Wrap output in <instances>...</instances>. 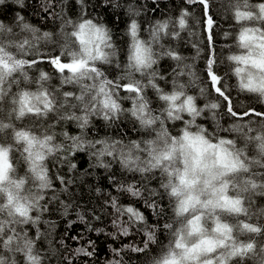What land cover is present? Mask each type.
<instances>
[{
  "label": "clouds",
  "instance_id": "clouds-1",
  "mask_svg": "<svg viewBox=\"0 0 264 264\" xmlns=\"http://www.w3.org/2000/svg\"><path fill=\"white\" fill-rule=\"evenodd\" d=\"M16 3L23 6V0H16ZM225 3L230 5L227 14L236 26L234 33H224L226 38L234 36L227 46L231 50L224 59L235 90L256 98L264 106V0L258 3L225 0ZM208 4L211 8L212 0H208ZM222 11L225 13V9ZM192 17V13L182 8L175 17L176 31L172 33H169V20H157L150 42L140 37L139 23L131 19L123 65L119 63V49L108 24L83 17L63 21L64 31L59 34L60 58H66L62 64L71 65V68L55 70V78L59 81L55 89L50 87L53 73L44 68L36 69L35 61L28 59L31 55H39L43 50L41 45L51 42L54 34L41 30L19 14L18 29L0 20V136L10 141L0 143V214L6 216L0 218L3 240L0 247L12 251L15 245V251L23 254L26 264H41V257L34 254V244L25 238L26 234L5 237V230L15 233L13 224L31 221L35 226L40 220V215L32 213L34 210L41 212L40 202L46 199L43 193L53 187L47 165L50 158L67 151L72 155L87 152L89 157L96 158L101 168L111 169L102 160L109 157L117 159L121 170L129 174L159 172L166 177L160 187L171 201V219L163 225L168 238L158 245L159 229L145 231L146 243L136 250L139 253L147 251L144 264H231L236 258L264 264V244L258 247L255 240L245 243L234 236L237 230L258 236L264 232V227L243 220L231 223L224 219L225 216L247 215L245 194L264 195V120L234 122L230 126L229 130L243 143L237 138L213 136L208 126L198 124L197 120L206 111L215 119L221 100L209 96L203 104H198L206 88L195 63L188 62L175 50L162 53L154 50L153 45L159 44L162 36L170 35L174 41L178 40L186 29L189 30ZM163 59L176 66L168 90L157 83L165 79L158 70ZM114 65L121 68L119 80L123 85L114 83L108 74V69ZM33 71L36 72L34 80ZM144 77L147 79H142ZM21 81L34 83V87L21 86ZM63 86H72L75 91H64ZM119 87L128 93L127 109L122 104L125 97L120 96ZM148 89L155 92L162 105L158 111L146 96ZM57 91L60 96L56 95ZM50 115L57 117V122H72L78 133L57 132L53 124L49 134L39 135L31 127H17L26 119L43 122ZM125 118L133 120L147 135L137 140H124L87 134L96 119L114 128ZM166 121H182L179 134L173 135ZM61 134L62 139L58 141L57 136ZM14 151L23 153L27 177L18 175L17 165L13 163ZM140 152L146 154L144 158ZM76 167V163L71 164L72 169ZM28 177L35 182L40 194H24ZM126 190L133 198L142 196V190L136 189L134 183L128 184ZM111 207L121 212L115 198ZM129 208L133 207H126L124 212L129 213ZM132 217L140 221L138 216ZM78 219L84 222L85 217L79 215ZM114 223L122 235H129L127 226L119 228V221ZM96 231L98 234L103 229ZM149 244L157 248L155 253ZM77 251L91 255L84 248ZM0 264H3L2 258Z\"/></svg>",
  "mask_w": 264,
  "mask_h": 264
},
{
  "label": "trees",
  "instance_id": "trees-1",
  "mask_svg": "<svg viewBox=\"0 0 264 264\" xmlns=\"http://www.w3.org/2000/svg\"><path fill=\"white\" fill-rule=\"evenodd\" d=\"M258 2L262 0H253V3ZM228 7L230 5H227L225 0H212L211 8L208 0L203 2L192 0V3H189V0H23L22 7L16 3V0H4V3L0 4V20L18 29L19 14L41 30H49L54 34L51 42L41 45L43 50L39 55H31L28 59L35 61L36 69L44 68L53 73L50 87L55 89L59 81L55 78L57 67L52 60L60 58L59 34L64 31L63 21L66 23L67 20L75 21L83 17L108 24L119 49V63L123 65L130 40L127 28L131 19L135 18L138 21L140 37L150 42L151 33L157 27V20H169V33H172L176 31L175 17L182 8L186 9L193 14L189 20V30L186 29L176 41L170 35L162 36L160 43L153 45L154 50L158 53L175 50L184 55L188 62L195 63L197 73L206 88L203 98L197 103L203 104L209 96L221 100V108L216 111L215 119L206 111L198 118L197 123L206 124L213 136L237 138L239 143H243L229 130L230 126L234 122L264 120L257 112L264 114V106H261L256 98L237 92L228 71L224 57L231 50L227 46L232 43L234 36L226 38L224 33L236 31V26L227 14ZM222 8L225 9V13ZM209 60L214 62L213 73L219 77V82L216 84H213L208 74ZM60 62H66V58H60ZM159 67L158 70L165 79L157 80V83L168 90L170 82L174 79L176 66L168 59H163ZM120 71L121 68L114 65L108 69V74L114 83L123 85L124 82L119 80ZM31 75L34 80L36 72L33 71ZM184 79L186 81V78ZM21 86L34 87V83L25 84L21 81ZM216 88H220L227 99H224ZM63 90L75 91L72 86H63ZM118 90L125 97L122 104L127 109L128 93L123 87H119ZM193 91L197 90L193 89ZM56 95L60 96V92L57 91ZM146 96L151 99L154 110L158 111L159 107H162L153 90L148 89ZM184 118L187 119L186 116ZM51 124L55 125L57 132L68 131L70 134H76L79 131L72 122L67 120L57 122V117L53 115L43 122L29 118L17 124V127H31V130L39 135L49 134ZM166 126L173 135H177L183 123L166 121ZM87 134L89 137L114 136L124 140H137L147 135L141 132L135 122L129 118L121 119L114 128H108L102 121L96 119L94 125L87 130ZM61 139L62 134L57 136L58 141ZM6 142H10L9 138L0 136V143ZM141 146L144 147L143 142ZM251 154L249 151V155ZM139 155L144 158L146 154L140 152ZM102 160L111 166L110 170L99 167L96 158L89 157L87 152H77L72 155L71 151H67L50 158L47 165L53 187L43 193L46 199L40 202L41 212L37 213L34 210L32 213L33 216L40 215V220L35 226L31 221L28 224H13L15 233L6 229L5 237L9 234L19 236L26 234L25 238L34 244V254L41 257V264H110L111 261H116V264H144L147 251L139 253L135 249L143 248L146 243L145 231L159 229L158 245L166 242L168 238L167 230L163 225L170 222L171 201L160 187L166 177L159 172L129 174L126 170H121L117 159L104 157ZM13 163L17 165L18 175L28 176L22 152H13ZM72 163L77 164L75 169L71 168ZM131 183L135 184L136 189L142 190L141 197L133 198L127 192V185ZM24 194H40V190L30 177ZM113 198L121 212L131 206L144 216V220L137 221L126 212L121 215V212L111 207ZM245 206L248 209L246 216H225L224 219L231 223L243 220L264 227V195L252 197L251 193L245 194ZM79 215L85 217L84 222L78 219ZM0 218H6L5 214H0ZM115 221H119V228L125 226L129 228L127 237L121 234ZM97 229L103 231L97 234ZM236 235L241 242L255 240L258 247L264 244V232L257 236L237 230ZM2 243L3 240L0 238V245ZM15 247L14 245L12 251L0 247L3 264H13L14 261L15 264H26L23 254L15 251ZM149 247L153 253L157 251V248L151 244ZM79 248H84L91 255L79 253L77 251ZM231 264H253V262L248 258H244L243 261L236 258Z\"/></svg>",
  "mask_w": 264,
  "mask_h": 264
},
{
  "label": "snow or ice",
  "instance_id": "snow-or-ice-1",
  "mask_svg": "<svg viewBox=\"0 0 264 264\" xmlns=\"http://www.w3.org/2000/svg\"><path fill=\"white\" fill-rule=\"evenodd\" d=\"M201 2H203V0H201ZM3 3H4V0H0V4H3ZM208 23H209V26H211V20H209ZM133 27H134V25H133ZM52 63L57 68H61V69L62 68H69V69L71 68V65L62 64L58 59H53ZM208 74L210 75L213 84L218 83V76L213 73V61L212 60L208 61ZM216 91L219 92L220 95H224V93L221 92L220 88H216ZM225 99H227V97H225ZM233 115H235V113H233ZM127 211L133 216H138L140 221L144 220V216L141 215L138 211L134 210L133 208H129V209H127ZM135 250H137V249H135Z\"/></svg>",
  "mask_w": 264,
  "mask_h": 264
},
{
  "label": "bare ground",
  "instance_id": "bare-ground-1",
  "mask_svg": "<svg viewBox=\"0 0 264 264\" xmlns=\"http://www.w3.org/2000/svg\"><path fill=\"white\" fill-rule=\"evenodd\" d=\"M252 2H253V0H252ZM118 48V47H117ZM210 52H211V50H210ZM119 91V90H118ZM119 94H120V96L121 97H123V95L120 93V91H119ZM261 111V110H260ZM260 115H261V117H263L264 118V114H262V113H260L259 111H257ZM213 255H215V254H213Z\"/></svg>",
  "mask_w": 264,
  "mask_h": 264
},
{
  "label": "rangeland",
  "instance_id": "rangeland-1",
  "mask_svg": "<svg viewBox=\"0 0 264 264\" xmlns=\"http://www.w3.org/2000/svg\"><path fill=\"white\" fill-rule=\"evenodd\" d=\"M234 236L236 237V239L239 241L237 235H236V231L234 232ZM216 255V254H215Z\"/></svg>",
  "mask_w": 264,
  "mask_h": 264
}]
</instances>
